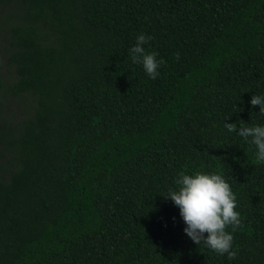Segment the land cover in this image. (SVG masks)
<instances>
[{
	"label": "trees",
	"instance_id": "trees-1",
	"mask_svg": "<svg viewBox=\"0 0 264 264\" xmlns=\"http://www.w3.org/2000/svg\"><path fill=\"white\" fill-rule=\"evenodd\" d=\"M254 94L264 0H0V264H264V163L223 126ZM194 170L236 195L234 260L164 196Z\"/></svg>",
	"mask_w": 264,
	"mask_h": 264
},
{
	"label": "clouds",
	"instance_id": "clouds-1",
	"mask_svg": "<svg viewBox=\"0 0 264 264\" xmlns=\"http://www.w3.org/2000/svg\"><path fill=\"white\" fill-rule=\"evenodd\" d=\"M151 39L143 32L135 37V43L129 48L133 63L141 64L144 72L153 80L159 76V67L163 59H157L158 53L146 51L144 45ZM179 58V53H177ZM259 105V114L264 117V95L254 94L249 102ZM224 123L228 132H235L240 138L255 146L254 158L264 163V124L246 125ZM174 188H169L166 198H170L179 208L185 227L183 231L196 244L201 242L217 254H227L234 260L238 246H233V233L241 225L240 212L236 210L237 200L228 180L220 171L194 170L180 172L174 179ZM231 230H227L228 228ZM207 233V235H205Z\"/></svg>",
	"mask_w": 264,
	"mask_h": 264
},
{
	"label": "rangeland",
	"instance_id": "rangeland-1",
	"mask_svg": "<svg viewBox=\"0 0 264 264\" xmlns=\"http://www.w3.org/2000/svg\"><path fill=\"white\" fill-rule=\"evenodd\" d=\"M3 59V58H2Z\"/></svg>",
	"mask_w": 264,
	"mask_h": 264
}]
</instances>
